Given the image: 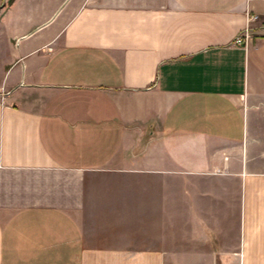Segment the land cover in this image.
<instances>
[{"label": "crops", "instance_id": "obj_1", "mask_svg": "<svg viewBox=\"0 0 264 264\" xmlns=\"http://www.w3.org/2000/svg\"><path fill=\"white\" fill-rule=\"evenodd\" d=\"M263 24L264 0H0V264H264Z\"/></svg>", "mask_w": 264, "mask_h": 264}, {"label": "built area", "instance_id": "obj_2", "mask_svg": "<svg viewBox=\"0 0 264 264\" xmlns=\"http://www.w3.org/2000/svg\"><path fill=\"white\" fill-rule=\"evenodd\" d=\"M259 21L260 17L258 15L248 13L246 28L236 37L234 41L235 45L247 47V45L252 41L254 33L257 31L253 25ZM260 31H264V24Z\"/></svg>", "mask_w": 264, "mask_h": 264}]
</instances>
